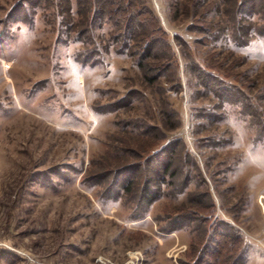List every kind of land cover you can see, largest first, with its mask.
Segmentation results:
<instances>
[{
  "label": "rangeland",
  "instance_id": "obj_1",
  "mask_svg": "<svg viewBox=\"0 0 264 264\" xmlns=\"http://www.w3.org/2000/svg\"><path fill=\"white\" fill-rule=\"evenodd\" d=\"M18 2L0 0V256L10 257L0 264H182L200 234L184 227L162 236L159 227L167 213L195 210L206 189L216 216L249 249L243 264H264V12L243 19L239 33L252 29L236 46L221 13L232 3L197 0L220 29L212 37L190 29L181 7L190 0H147L174 52L159 54V74L117 53L112 21L90 20L76 0L22 9ZM79 52L96 54L97 63L76 61ZM193 61L216 72L228 100L219 101L211 90L220 85L193 72ZM180 138L198 170L176 160L184 159L180 146L174 159L183 169L172 187L186 175L188 186H163L132 219L143 169L129 172L130 194L121 179L118 196L108 197L111 173ZM164 161L146 165L149 176Z\"/></svg>",
  "mask_w": 264,
  "mask_h": 264
},
{
  "label": "trees",
  "instance_id": "obj_2",
  "mask_svg": "<svg viewBox=\"0 0 264 264\" xmlns=\"http://www.w3.org/2000/svg\"><path fill=\"white\" fill-rule=\"evenodd\" d=\"M31 1L32 0H19L18 5L20 6V9H22L26 5L37 7L39 6V3H52V0H35V3H32ZM146 1L147 0H76V3L80 9L81 7L84 9L87 8V16H90V20L99 21L107 18L109 21H112V25L114 26L112 41L119 45L117 53L122 54L126 51L129 55L137 58L136 66L138 68L144 69L150 65L151 68H154V70L158 71L160 74L162 73L160 71L166 68V64H158L155 60L162 52V54L165 55L172 53L173 57L174 52L171 48L168 34L162 28L155 12L146 5ZM216 1L223 3V5L229 2L232 3L230 7L221 8V13L227 16L226 20L229 23L227 28L231 31L230 35L233 43L236 46L245 45L249 39L252 26H244L246 31L241 34L239 31L241 30L242 21L250 16L255 14L260 15L264 12V0ZM181 7L183 8V16L189 17L190 19L192 18V21L189 24L191 30H195L201 34L211 35L212 37L217 35L220 30L219 27L214 25L213 22H207L205 20L204 11L199 12L197 9V0H190L189 6L181 5ZM208 7L209 6H206L205 10H208ZM180 12V6L176 3L172 4L173 18L180 15ZM232 16L236 17L232 18ZM262 19L264 20V16ZM88 23L80 25L82 31H78V38L81 35L83 37L84 34L88 33L90 30ZM174 40L181 43L179 42L180 39L178 37H174ZM183 44L185 45L186 43L183 41ZM157 46L161 51H157ZM94 55L96 56V54L90 52H79L76 54L75 59L81 63L91 61V63L95 65L97 63L95 61L97 60L94 59ZM150 63L154 64L151 65ZM203 65L193 61V72H195L200 78L202 77L203 80H208L209 83L216 82V89H218V85H220L219 91L211 90V92L219 98V101L222 98L228 100L229 98L226 93L231 91L222 85L213 74H211L216 73L213 69H210L207 64L205 66ZM155 78L156 77L150 79L154 81ZM217 82L219 84H217ZM209 85L210 84H208V86ZM97 111L99 110L97 109ZM170 111V113L173 112V110ZM163 127L165 128V126ZM180 146H183L184 159L178 157L176 160H183L184 168L189 166L190 169L194 157L189 149L185 147L184 142L181 138L179 140H169L158 149H155L146 155L144 154L145 156L140 155V163H137L136 166L138 168L135 166L123 165L118 168L119 170L116 171L115 169V171L111 173L112 181L108 185L107 190H104L105 194H107V196L109 195L108 197H111L113 193L115 196H118V183L121 182V179L125 180L124 186L122 187L123 194H130L134 180H130L128 176L129 172L133 170L138 172L143 169L141 172L144 177L141 181L140 187L133 192V194H137V196L135 197V201H132L133 204L131 209L132 219L141 218L145 214L146 209L163 194V186L165 189H171V193L182 191L188 186L187 183L190 182V178L186 175L183 176L178 185H175V188L172 187L175 184L174 180H177V177L181 178L179 175V169H183V166H175L176 160L174 159L175 156H179L176 151ZM162 156H165L164 163L159 169L153 171V176H149L148 171H146L144 167L153 162L160 161ZM192 166L198 170L196 162L195 164H192ZM115 178L117 179L116 181H114ZM95 183L100 185L101 181L99 180ZM203 192L205 193V200H203L200 195H197L192 203V205L195 206H192L195 210H188L187 212L180 210L174 213V215L167 213L162 219L166 223V226L159 227L160 232L158 233L163 236L174 233L184 227H188L191 233L195 235L196 233L200 234V237L197 236V245L192 241L190 242L189 255H191V260L182 262V264H243L246 260L249 249L247 246L243 245L242 237L238 231L216 216L215 203L210 197L208 190L206 189ZM192 195L194 194H190V198ZM224 213L226 215L229 214L225 209ZM0 259H3L4 261H2L6 262L10 260V257L0 256Z\"/></svg>",
  "mask_w": 264,
  "mask_h": 264
},
{
  "label": "crops",
  "instance_id": "obj_3",
  "mask_svg": "<svg viewBox=\"0 0 264 264\" xmlns=\"http://www.w3.org/2000/svg\"><path fill=\"white\" fill-rule=\"evenodd\" d=\"M172 234V233H171ZM167 235H169V234H167Z\"/></svg>",
  "mask_w": 264,
  "mask_h": 264
}]
</instances>
